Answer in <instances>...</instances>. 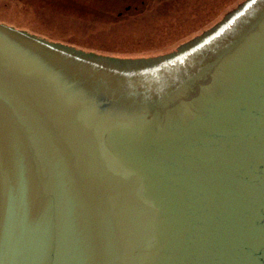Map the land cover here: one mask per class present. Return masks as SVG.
I'll use <instances>...</instances> for the list:
<instances>
[{"label":"water","instance_id":"obj_1","mask_svg":"<svg viewBox=\"0 0 264 264\" xmlns=\"http://www.w3.org/2000/svg\"><path fill=\"white\" fill-rule=\"evenodd\" d=\"M62 44L0 24V264H264V0L166 55Z\"/></svg>","mask_w":264,"mask_h":264},{"label":"rangeland","instance_id":"obj_2","mask_svg":"<svg viewBox=\"0 0 264 264\" xmlns=\"http://www.w3.org/2000/svg\"><path fill=\"white\" fill-rule=\"evenodd\" d=\"M245 0H0V21L55 43L166 55L214 27Z\"/></svg>","mask_w":264,"mask_h":264},{"label":"flooded vegetation","instance_id":"obj_3","mask_svg":"<svg viewBox=\"0 0 264 264\" xmlns=\"http://www.w3.org/2000/svg\"><path fill=\"white\" fill-rule=\"evenodd\" d=\"M41 2H44V3H50V4H55V3H74V4H80L81 2H84L85 0H40ZM0 24L2 25H5V26H7V27H13V26H11V25H8V24H6V23H4V22H1L0 21ZM15 27V26H14ZM15 28H17V27H15ZM22 30V29H21ZM102 191V190H101ZM100 191V192H101ZM114 193V192H113ZM105 194V197H104V194L102 193V195H101V197H104V199L105 200H103L102 202L104 203V201H107V199L110 197V195H114V194ZM116 195H117V193H116ZM98 198H100V196H98L97 198H96V200L98 199ZM103 207H104V204L102 205V209H103ZM105 207H108V204L107 203H105Z\"/></svg>","mask_w":264,"mask_h":264}]
</instances>
